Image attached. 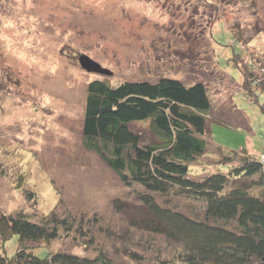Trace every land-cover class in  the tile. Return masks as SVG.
<instances>
[{
    "label": "rangeland",
    "instance_id": "1",
    "mask_svg": "<svg viewBox=\"0 0 264 264\" xmlns=\"http://www.w3.org/2000/svg\"><path fill=\"white\" fill-rule=\"evenodd\" d=\"M208 1L0 0V212L84 214L93 242L70 232L42 244L49 249L94 255L100 247L118 264H180L178 243L130 224L129 215L143 212L138 187L83 145L81 125L94 77L201 80L211 100L209 144L190 161V175L220 166L215 145L264 156V114L238 90L243 77L235 66L264 73V0ZM79 53L112 72L86 70ZM130 125L142 142L158 140L147 121ZM171 201L200 207L182 196ZM16 242L12 235L3 243L7 255Z\"/></svg>",
    "mask_w": 264,
    "mask_h": 264
},
{
    "label": "trees",
    "instance_id": "2",
    "mask_svg": "<svg viewBox=\"0 0 264 264\" xmlns=\"http://www.w3.org/2000/svg\"><path fill=\"white\" fill-rule=\"evenodd\" d=\"M238 44L232 38L234 53L239 52ZM244 63L247 66L248 62ZM235 66L243 77L241 83L237 81L241 84L238 90L264 114V99L258 102V94L264 95V73L256 75ZM210 109L208 90L201 80L186 82L160 75L110 83L94 77L86 84L82 142L121 181L138 187L136 197L143 212L129 215L130 224L178 243L180 264H264L263 153L215 145L220 166L201 176L189 173L190 161L203 154L209 144L203 135ZM137 121H147L158 140L142 142L141 133L130 125ZM31 193L27 196L33 198ZM162 195L164 202L157 198ZM175 195L200 207L184 210L171 201ZM122 204L115 199L118 209ZM85 218L84 214L59 213L55 208L39 214L24 209L1 211L0 264H118L100 247L89 255L42 245L70 232L85 238L86 244L92 243ZM12 235L17 242L7 255L3 243ZM130 255L139 257L136 252Z\"/></svg>",
    "mask_w": 264,
    "mask_h": 264
},
{
    "label": "water",
    "instance_id": "3",
    "mask_svg": "<svg viewBox=\"0 0 264 264\" xmlns=\"http://www.w3.org/2000/svg\"><path fill=\"white\" fill-rule=\"evenodd\" d=\"M77 59L81 66L86 70L104 74H110L112 72L109 68L102 66L99 62L88 56L86 53H79Z\"/></svg>",
    "mask_w": 264,
    "mask_h": 264
}]
</instances>
